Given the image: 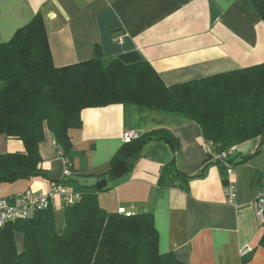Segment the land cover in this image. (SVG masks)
Segmentation results:
<instances>
[{
	"label": "crops",
	"instance_id": "crops-1",
	"mask_svg": "<svg viewBox=\"0 0 264 264\" xmlns=\"http://www.w3.org/2000/svg\"><path fill=\"white\" fill-rule=\"evenodd\" d=\"M39 12L58 67L95 58L97 45L104 63L138 52L167 85L264 62V21L251 0H0V43L10 41ZM115 35L123 37L120 45L114 42ZM81 119L82 128L72 132L71 152L72 168L80 176L105 173L124 145L126 131L165 128L179 141L176 153L165 141L150 143L154 163L147 155L137 173L135 164L133 170L111 180L112 190L98 195L104 209L152 213L159 251L171 252L187 264H264V228L254 206L264 178V146L253 154L259 140L237 146L233 160L238 164L230 177L237 199L232 205L224 193L220 167H203L208 155L200 126L184 114L112 104L85 108ZM58 147L47 129L39 151L48 178L10 183L8 192L6 186L0 189V196L28 189L48 192L67 169ZM24 151L21 141L0 136V154ZM174 157L172 172L200 175L190 180L187 190L167 177L165 185L159 184L161 167ZM76 184L63 185L73 193L91 189L82 191ZM16 240L22 251L23 236ZM247 247L253 251L242 256Z\"/></svg>",
	"mask_w": 264,
	"mask_h": 264
},
{
	"label": "trees",
	"instance_id": "trees-1",
	"mask_svg": "<svg viewBox=\"0 0 264 264\" xmlns=\"http://www.w3.org/2000/svg\"><path fill=\"white\" fill-rule=\"evenodd\" d=\"M251 2L264 21V0ZM102 53L97 45L95 58L56 66L40 12L10 41L0 43V136L19 140L25 148L0 154V184L48 178L39 151L47 129L72 174L53 186L80 176L71 165L72 132L82 128L81 112L90 107L132 104L184 114L202 130L208 155L203 167L214 164L222 173L220 163L211 161L212 150L259 140L253 153L257 154L264 146V62L167 85L145 59L126 64L115 58L104 63ZM155 141L167 142L175 153L179 149L177 136L165 128L124 143L109 169L97 175V184L79 193L81 199L75 204L65 205L63 229L57 228L52 207L0 229V264H187L171 252L159 251L152 213L110 212L98 200L99 193L112 190L111 180L133 170L129 161L141 158ZM175 158L161 169L159 184L165 185L167 177L187 190L190 180L200 175L172 172ZM17 235L23 236L22 251Z\"/></svg>",
	"mask_w": 264,
	"mask_h": 264
},
{
	"label": "built area",
	"instance_id": "built-area-1",
	"mask_svg": "<svg viewBox=\"0 0 264 264\" xmlns=\"http://www.w3.org/2000/svg\"><path fill=\"white\" fill-rule=\"evenodd\" d=\"M114 42L120 45L123 42L121 35H115ZM141 136V133L137 131H126L123 134V143H130ZM212 149V143L207 144ZM60 156L62 157V149L58 147ZM237 152V146L233 145L221 152H215L212 150L211 161L220 163L223 168V173L226 178V182H223L224 193L228 203L236 205L237 191L235 184L230 180V177L235 172L236 166L234 165L233 157ZM71 171L65 170L64 177H71ZM81 199L79 193L68 192L62 183H57L48 192L34 191L28 189L21 193H17L11 196H0V229L7 224L18 221L33 218L37 212L47 209L55 208L59 204L72 205ZM256 216L264 228V178L262 180L260 190L254 201ZM123 213V212H122ZM251 248L241 250V255L245 256L251 253Z\"/></svg>",
	"mask_w": 264,
	"mask_h": 264
},
{
	"label": "rangeland",
	"instance_id": "rangeland-1",
	"mask_svg": "<svg viewBox=\"0 0 264 264\" xmlns=\"http://www.w3.org/2000/svg\"><path fill=\"white\" fill-rule=\"evenodd\" d=\"M245 142L241 143V145L244 144ZM149 150H150V146H147V148H145V151L142 154V157L139 160H136L135 161L134 165L137 164L136 170H135L136 172L135 173L138 172L140 165H142L143 163H145L144 162V160H145L144 157L147 156V155L149 156V152H148ZM149 157L151 158L150 159L151 161L152 160L154 161V156H149ZM150 160L146 161V163H149ZM167 164H163V166L161 167V169L164 168ZM66 184H67L66 186L68 188L73 187L75 185L77 187V184L75 182H72V181L71 182H67ZM4 186H6V189H7V191H5V192H8V189H10V183H1L0 184V189L3 190V191H4V189H2V187H4ZM78 189L79 190H82V191L84 190V188H82V187H79ZM54 216H55V222H56L57 228L63 229L65 227V222H66L65 221V206L62 205V204H59L57 207H55L54 208Z\"/></svg>",
	"mask_w": 264,
	"mask_h": 264
},
{
	"label": "water",
	"instance_id": "water-1",
	"mask_svg": "<svg viewBox=\"0 0 264 264\" xmlns=\"http://www.w3.org/2000/svg\"><path fill=\"white\" fill-rule=\"evenodd\" d=\"M118 58L126 64H132V63H136L142 60L138 52H130V53L121 54L118 56ZM254 144L256 145V142H254ZM136 160L137 159L133 158L132 160L129 161V164L133 165ZM71 181L78 183L83 188H93L97 184L98 178L97 177H85V176H73L71 178Z\"/></svg>",
	"mask_w": 264,
	"mask_h": 264
}]
</instances>
